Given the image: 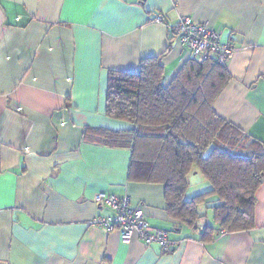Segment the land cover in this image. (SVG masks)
Returning <instances> with one entry per match:
<instances>
[{"label":"crops","instance_id":"obj_1","mask_svg":"<svg viewBox=\"0 0 264 264\" xmlns=\"http://www.w3.org/2000/svg\"><path fill=\"white\" fill-rule=\"evenodd\" d=\"M182 16L233 45L212 108L264 147V0H0V264H264V176L254 226L202 242L206 225L168 216L161 183L129 178L128 145L84 136L134 129L106 115L109 71L158 57L167 85L192 58L171 30ZM100 192L128 195L175 247L91 225L114 215Z\"/></svg>","mask_w":264,"mask_h":264},{"label":"trees","instance_id":"obj_2","mask_svg":"<svg viewBox=\"0 0 264 264\" xmlns=\"http://www.w3.org/2000/svg\"><path fill=\"white\" fill-rule=\"evenodd\" d=\"M225 64L192 56L167 85L158 57L142 59L137 73L109 71L106 115L131 123L134 129L126 133L88 129L84 135L96 144L128 145L129 178L161 183L168 216L188 228L198 226L202 216L198 207L213 203L208 208L214 225L201 229L202 242L211 241L220 231L254 226L255 193L264 176L262 142L212 108L230 78ZM193 171L210 189L186 199ZM211 198L216 204L208 201Z\"/></svg>","mask_w":264,"mask_h":264},{"label":"built area","instance_id":"obj_3","mask_svg":"<svg viewBox=\"0 0 264 264\" xmlns=\"http://www.w3.org/2000/svg\"><path fill=\"white\" fill-rule=\"evenodd\" d=\"M153 21L163 23V15L156 14ZM171 28L174 36L191 51L192 56L203 59L212 57L217 63L224 64L234 51L231 43L220 41L221 30L214 29L208 23L196 22L189 16L179 17ZM94 202L108 207L114 215L95 218L90 224L105 232L117 230L123 241L136 235L145 244H158L163 252L170 251L178 242L169 238L165 230L154 229L147 222L141 207H132L131 199L126 194L100 192L94 197Z\"/></svg>","mask_w":264,"mask_h":264},{"label":"rangeland","instance_id":"obj_4","mask_svg":"<svg viewBox=\"0 0 264 264\" xmlns=\"http://www.w3.org/2000/svg\"><path fill=\"white\" fill-rule=\"evenodd\" d=\"M195 173L196 171H193L189 176V186L185 193L186 199H190L193 196L205 192L207 189H210L209 183L201 177V174L198 173L197 175H195ZM211 204L213 203H208L206 205H201L198 207L199 213L202 215L197 222L198 226L209 224L214 225L212 211L210 208H208V206H210ZM215 227H217V225H215Z\"/></svg>","mask_w":264,"mask_h":264}]
</instances>
